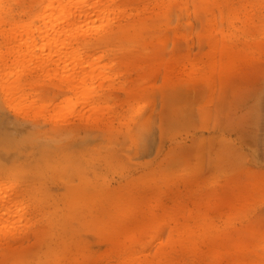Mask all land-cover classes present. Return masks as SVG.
<instances>
[{"label":"rangeland","instance_id":"rangeland-1","mask_svg":"<svg viewBox=\"0 0 264 264\" xmlns=\"http://www.w3.org/2000/svg\"><path fill=\"white\" fill-rule=\"evenodd\" d=\"M34 2L6 5L20 22ZM117 7L113 39L89 47L101 123L51 122L41 108L70 96L54 75L26 77L43 114L0 96V191L31 210L0 264H264V0Z\"/></svg>","mask_w":264,"mask_h":264},{"label":"bare ground","instance_id":"bare-ground-1","mask_svg":"<svg viewBox=\"0 0 264 264\" xmlns=\"http://www.w3.org/2000/svg\"><path fill=\"white\" fill-rule=\"evenodd\" d=\"M6 1L0 0V36L4 45L0 44L2 101L20 112H52L50 120L56 121V125L57 121L68 122L71 117H80L87 124L91 119L98 120L93 123L102 122L110 113V108L98 99L103 95L101 90L93 91L87 85L92 79L91 71L94 77L100 78L107 69L100 67L99 63H90L89 47L107 45L110 38L113 39V35L106 36L105 33L123 16V11L117 7V0H35L37 12L29 20L20 22L14 21ZM250 28H257L264 34V22L259 26L250 22ZM211 46L213 52L219 50L218 43L212 42ZM10 59L13 68L7 65ZM18 62L23 67L18 66ZM212 68L209 78L213 84L217 68ZM36 71L43 76L54 75L53 78L62 85L60 93L70 96L65 100L62 98L64 101L61 99L62 103L58 105L43 106L42 111L35 98L25 92L28 84L26 77H31ZM56 133L66 135L68 131L57 129ZM16 186L11 184L0 191V237L5 241L11 233H18L21 223L31 211L29 205L14 209L8 204Z\"/></svg>","mask_w":264,"mask_h":264}]
</instances>
